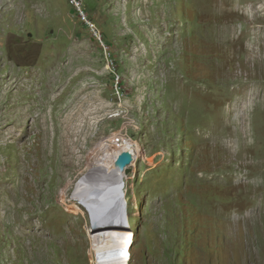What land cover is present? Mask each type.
Segmentation results:
<instances>
[{
  "label": "rangeland",
  "instance_id": "rangeland-1",
  "mask_svg": "<svg viewBox=\"0 0 264 264\" xmlns=\"http://www.w3.org/2000/svg\"><path fill=\"white\" fill-rule=\"evenodd\" d=\"M76 1L0 0V264H126L72 196L124 144L128 264H264V0Z\"/></svg>",
  "mask_w": 264,
  "mask_h": 264
},
{
  "label": "bare ground",
  "instance_id": "bare-ground-1",
  "mask_svg": "<svg viewBox=\"0 0 264 264\" xmlns=\"http://www.w3.org/2000/svg\"><path fill=\"white\" fill-rule=\"evenodd\" d=\"M111 148L108 149V153L105 151L103 155L99 156V159L87 169L90 170L91 177L96 178L97 184L89 188L90 195L88 198L84 197V200H87V206H89L92 213L95 230L108 229V231L103 232L101 236L112 235L105 240L104 254L110 253L109 251L113 247L114 250L112 249V251L114 254L111 253L112 256H114L113 258L117 259V252L119 251V253L122 252L120 256H122V259L125 261V258H128V252H130V249L127 248L130 240L127 234L130 223L123 191L121 189H116L119 185L116 181L118 177L116 174H123V171L119 172L113 162L117 154L123 150H129L131 152V164L134 163L137 155L135 150H131L132 148L126 149L125 144L113 148V150L116 151L115 153L112 152ZM103 170H106L108 175L99 172ZM76 184L77 189L79 182ZM98 188H100L99 192ZM75 196H80V192L78 194L76 193ZM121 241H123L125 245H123ZM105 256L109 257L107 255Z\"/></svg>",
  "mask_w": 264,
  "mask_h": 264
},
{
  "label": "water",
  "instance_id": "water-1",
  "mask_svg": "<svg viewBox=\"0 0 264 264\" xmlns=\"http://www.w3.org/2000/svg\"><path fill=\"white\" fill-rule=\"evenodd\" d=\"M132 162V154L129 150H123L122 152L118 153L117 156L114 158V165L117 167L118 171H123V174H116L118 177L116 179L117 183L119 184L116 189H121L124 184L123 177L126 175L128 169L126 168L127 165H129ZM100 170V169H99ZM102 174L108 175V172L106 170L99 171ZM90 170H87L85 174H83L76 183L79 182V186L76 189V185H74L73 194L76 195L80 192V196H75V199H77L80 202H87V200H84V197H89L90 192L89 188L97 184L96 178H92L90 174ZM97 187V186H96ZM100 191V188H98V192ZM74 198V197H73ZM90 209V208H89Z\"/></svg>",
  "mask_w": 264,
  "mask_h": 264
},
{
  "label": "built area",
  "instance_id": "built-area-1",
  "mask_svg": "<svg viewBox=\"0 0 264 264\" xmlns=\"http://www.w3.org/2000/svg\"><path fill=\"white\" fill-rule=\"evenodd\" d=\"M71 4H73L79 11L80 13L82 14V18L88 23V25L90 26V28L92 29V32L93 34L95 35V37L102 43V40H101V35L100 33L97 31V29L94 27L93 23L92 22H89L86 18V15L83 13L82 11V8H81V3H79L78 1L76 0H70ZM103 44V43H102ZM119 138H116L115 141H119L118 140ZM133 233V236L130 238L129 240V244L127 246L128 249H131L132 246H133V243H134V232L132 229H130ZM123 245H125V243L123 241H121ZM125 254V253H124ZM130 254V252H129ZM130 257L129 258H125V261L126 262H129L130 260Z\"/></svg>",
  "mask_w": 264,
  "mask_h": 264
},
{
  "label": "clouds",
  "instance_id": "clouds-1",
  "mask_svg": "<svg viewBox=\"0 0 264 264\" xmlns=\"http://www.w3.org/2000/svg\"><path fill=\"white\" fill-rule=\"evenodd\" d=\"M116 140V138L114 139V141ZM119 140V139H118ZM116 142H118V141H116ZM130 229H131V227H130ZM134 232V231H133ZM134 241H135V232H134ZM134 244V243H133ZM133 247V246H132ZM132 249V248H131ZM131 251V250H130ZM131 258V257H130ZM131 262V261H130ZM126 264H128V262H126Z\"/></svg>",
  "mask_w": 264,
  "mask_h": 264
}]
</instances>
